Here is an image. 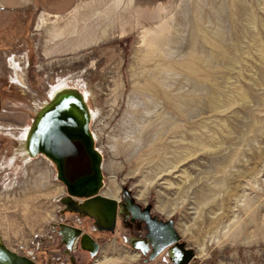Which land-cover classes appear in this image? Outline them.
Segmentation results:
<instances>
[{
	"label": "rangeland",
	"instance_id": "374dc122",
	"mask_svg": "<svg viewBox=\"0 0 264 264\" xmlns=\"http://www.w3.org/2000/svg\"><path fill=\"white\" fill-rule=\"evenodd\" d=\"M107 2L79 0L67 14H45L46 25L34 9L0 10L5 246L37 264H179L187 254L185 264H264V0H251L253 17L243 14L242 0H134L107 38L65 51L89 11ZM59 79L87 93L98 112L91 128L103 189L115 182L122 197L113 232L62 203L67 188L45 156L27 167L20 155L11 161L16 136L38 118ZM16 200L19 207L6 203ZM125 200L172 219L179 240L147 259L154 246L119 207ZM61 223L91 236L97 255L79 239L68 250Z\"/></svg>",
	"mask_w": 264,
	"mask_h": 264
},
{
	"label": "water",
	"instance_id": "95a60500",
	"mask_svg": "<svg viewBox=\"0 0 264 264\" xmlns=\"http://www.w3.org/2000/svg\"><path fill=\"white\" fill-rule=\"evenodd\" d=\"M38 118L40 124L34 135V147L55 160L58 176L68 193L84 200L81 207L99 202L98 211L91 217H94L96 222L98 220L100 225L103 220L110 222L111 229L104 230L113 232L116 226L117 201L97 196L103 187L100 156L94 149L83 112L72 103H62L52 109L42 110ZM171 222L168 221L167 224ZM59 227L58 232L69 250H73L79 239L82 249L90 251L92 255L97 254L99 244L80 228L64 223L59 224ZM169 232L172 237L167 242L171 245L180 237L173 224ZM0 264L37 263L9 250L0 236Z\"/></svg>",
	"mask_w": 264,
	"mask_h": 264
},
{
	"label": "bare ground",
	"instance_id": "6f19581e",
	"mask_svg": "<svg viewBox=\"0 0 264 264\" xmlns=\"http://www.w3.org/2000/svg\"><path fill=\"white\" fill-rule=\"evenodd\" d=\"M240 4H242L243 14L245 16H248V17L249 16L253 17V15H251V11L249 9L250 8L249 5H251V0H242V3H240ZM133 5H134V0H108V2L105 4V6L103 8L95 7L93 9H91L89 11L88 17L85 19L84 24L81 27V30L77 33H75V32L71 33L68 37V40L66 38V41H64L62 48L65 51H74L76 49L90 47L94 44L99 43L100 40H104L112 32V30L114 28V26H113L114 20L116 18L122 19L123 9L125 7H129V6H133ZM120 13H121V15H118ZM45 22H46V17H45V14L42 13L39 15L38 25H40L41 23L45 24ZM57 27H59V26H57ZM66 29H70V28H66ZM61 35L62 34H57L55 36V38H60ZM14 64L17 65L15 60H14ZM24 66H25V64H24ZM12 81L15 83H18L19 79L13 78ZM47 95H49V96H48V99L46 101L44 109H52L56 105L62 104V103H66V104L72 103L73 105H75L76 107L81 109V111L83 112L85 119H86L87 129H88V131L92 137V140H93L94 149L98 152V154L100 156V170H101L102 175H103V169H104V167H103V156H102V153L96 148L95 134L91 128V124L93 122H95L98 118V112L94 108H92V106L90 105L89 99H88L89 98L88 94L85 93L84 91H82L78 87L70 86L66 80L59 79L57 83L51 85ZM44 109H42V110H44ZM181 112L185 113V115L187 117L189 116V113L187 111H181ZM170 118L171 117H169V119ZM166 120H168V119H166ZM39 124H40L39 118L33 119L31 124L29 126H27L24 129V131L21 130L22 132L20 133V135L16 136L15 155L11 159L12 162L17 161L18 155H20L22 157V160H24L26 162L25 167H27L28 161H30L29 160L30 158L42 155V156H45L47 159H49L54 164V166H56V162L52 157L46 155L44 152L39 151L34 147V135L36 134V130H37V127ZM189 130L194 131L193 129H189ZM187 132H185V131L180 132L182 139L187 138V136L189 135V134H187ZM160 142H162V141H160ZM220 144H221V142H220ZM184 150H186L184 152V155L187 156L189 154V152H188L189 149H184ZM227 160H228V158H227ZM215 161H217L218 163L221 162L222 161L221 156L220 157L217 156ZM57 178L60 180L58 175H57ZM103 178H104V176H103ZM104 184L105 183H104V179H103V187H104ZM103 187L101 188V190L97 196L100 195L103 197H108V198L114 199L116 201L119 200L120 198L122 199V197L119 194V187L117 186V184L115 182H111V183L109 182L105 189H103ZM12 190H13L12 188H9L6 191H7V193H10ZM231 192H232V190H231ZM201 193H202V191H201ZM63 200L67 203V204L66 203L65 204L69 208V210H71L75 213H79V214H86V216L94 219L95 224H96L95 227L98 230L106 232L107 230L111 229V227H110L111 223L110 222L103 220L101 225H100L98 220L96 222V219L94 217H91V215H93L95 212L98 211L99 202H93V203L89 204L88 206L81 207L84 200H81L78 197H75L69 193L67 194L66 197L63 198ZM225 200H227V199H225ZM21 201L22 200L7 201L6 203L13 205L14 207H19ZM64 201H62V203ZM166 204H168V203H166ZM120 207H122V205H120ZM160 207H161V205H160ZM149 208H151V206H149ZM174 209H176V208H174ZM168 212H169V210H168ZM168 212H166V214ZM9 218H10V216H9ZM168 221H172V222L170 224H167ZM168 221L161 222L160 226H157V228L155 229V231L151 237L152 244L154 246L158 245L161 247V250L156 255L152 256V259L155 258V256H157L165 248L170 246V245H168L169 243L167 241L172 237V234L169 231L171 228V224H173V220L171 219ZM104 228H107V230H104ZM107 232H111V231H107ZM161 244H162V246H161ZM188 259H189V257L187 254V256L184 259H182V261L179 264H185ZM110 262H111V260L109 259L105 263L109 264Z\"/></svg>",
	"mask_w": 264,
	"mask_h": 264
},
{
	"label": "crops",
	"instance_id": "0c3cea01",
	"mask_svg": "<svg viewBox=\"0 0 264 264\" xmlns=\"http://www.w3.org/2000/svg\"><path fill=\"white\" fill-rule=\"evenodd\" d=\"M79 0H0V10L19 12L27 9L40 11L54 17L69 13Z\"/></svg>",
	"mask_w": 264,
	"mask_h": 264
},
{
	"label": "flooded vegetation",
	"instance_id": "af4514ba",
	"mask_svg": "<svg viewBox=\"0 0 264 264\" xmlns=\"http://www.w3.org/2000/svg\"><path fill=\"white\" fill-rule=\"evenodd\" d=\"M121 201H122V199H121ZM121 204H122V210L127 211L130 222H132L135 225L140 226L143 229V237L145 240L150 239V242H151V237H152L155 229L157 228V226H160L161 222H166V220H162L158 216H154L153 214H151V208H149V206L143 207L141 205L136 204L139 207L138 208V207L134 206V204L131 201L128 202L126 200L124 201V203L121 202ZM117 214H119V211ZM58 228L60 230V227H58ZM114 231H115V229H114ZM151 245L154 246L152 244V242H151ZM161 246H162V244H161ZM154 249H155L154 253H153V251L150 252V250L147 251V259L153 260L154 258L152 259V255L153 256L156 255L161 250V247L156 245V246H154ZM163 251H161L157 256L162 254Z\"/></svg>",
	"mask_w": 264,
	"mask_h": 264
}]
</instances>
